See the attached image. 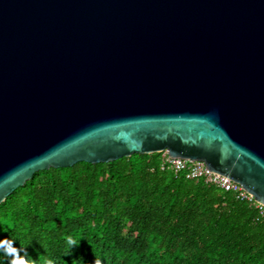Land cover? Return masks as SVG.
<instances>
[{
  "label": "water",
  "instance_id": "water-1",
  "mask_svg": "<svg viewBox=\"0 0 264 264\" xmlns=\"http://www.w3.org/2000/svg\"><path fill=\"white\" fill-rule=\"evenodd\" d=\"M162 151L264 205V0H0V202Z\"/></svg>",
  "mask_w": 264,
  "mask_h": 264
},
{
  "label": "trees",
  "instance_id": "trees-1",
  "mask_svg": "<svg viewBox=\"0 0 264 264\" xmlns=\"http://www.w3.org/2000/svg\"><path fill=\"white\" fill-rule=\"evenodd\" d=\"M12 240L19 255L0 249V264H264V215L133 153L36 171L0 202V245Z\"/></svg>",
  "mask_w": 264,
  "mask_h": 264
},
{
  "label": "built area",
  "instance_id": "built-area-1",
  "mask_svg": "<svg viewBox=\"0 0 264 264\" xmlns=\"http://www.w3.org/2000/svg\"><path fill=\"white\" fill-rule=\"evenodd\" d=\"M161 166L172 169L175 173L184 171L186 173V177L188 178H202L206 183L214 184L226 191H231L236 198L249 202V204L259 210L260 214L264 215V205L256 202L253 196L243 189L238 183L208 170L204 162L200 160L170 157L166 151H162Z\"/></svg>",
  "mask_w": 264,
  "mask_h": 264
},
{
  "label": "clouds",
  "instance_id": "clouds-1",
  "mask_svg": "<svg viewBox=\"0 0 264 264\" xmlns=\"http://www.w3.org/2000/svg\"><path fill=\"white\" fill-rule=\"evenodd\" d=\"M67 243L69 245V249L70 252L69 254H71L72 250H73V246L79 245L78 241L73 238V237H68L67 238ZM0 249H3V251L5 252V255L11 256V257H16L19 255V249L17 248V246H14V240H12L10 242V244L8 242H6L3 245H0ZM12 264H25V262L23 260H13ZM46 264H55V262L52 259H48ZM95 264H103V262L101 260H97L95 262Z\"/></svg>",
  "mask_w": 264,
  "mask_h": 264
}]
</instances>
